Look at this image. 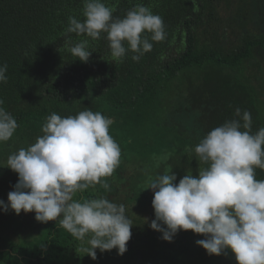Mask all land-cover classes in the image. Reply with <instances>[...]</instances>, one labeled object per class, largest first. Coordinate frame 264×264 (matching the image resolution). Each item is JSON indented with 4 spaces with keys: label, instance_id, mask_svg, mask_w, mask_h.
Instances as JSON below:
<instances>
[{
    "label": "trees",
    "instance_id": "16d2710c",
    "mask_svg": "<svg viewBox=\"0 0 264 264\" xmlns=\"http://www.w3.org/2000/svg\"><path fill=\"white\" fill-rule=\"evenodd\" d=\"M104 3L121 18L137 3L149 7L162 17L165 38L152 42V50L136 62L130 51L113 60L106 34L97 40L68 34L74 43L89 39L92 54L83 62L64 47L69 17L85 19L83 0H0V65L8 66L7 82L0 83V106L17 121L12 139L22 141L43 135L52 113L63 118L92 110L114 121L110 133L119 142L121 158L105 178L109 189L97 185L75 198L106 197L125 205L133 223L127 252L121 256L116 249H97L93 259L58 221H37L24 237L23 220L15 216L0 222V264H238L231 250L209 255L196 243L205 237L190 230H180L171 242L163 240L150 227L154 193L146 188L150 178L165 172L176 175V184L189 172L198 176L205 165H199L195 146L213 128L240 119L236 108L251 114L253 134L264 128V0ZM223 4L236 10L233 24L244 29L242 46L230 52L214 45L227 31ZM248 67L253 69L250 75ZM175 88L176 102L167 107V96ZM148 155L150 170L160 172L156 176L144 171ZM172 158L176 161L169 163ZM134 160L139 172L128 175L127 164ZM255 178L264 180V170L256 169ZM18 180V173L3 167L0 200L8 199Z\"/></svg>",
    "mask_w": 264,
    "mask_h": 264
},
{
    "label": "clouds",
    "instance_id": "9594fccd",
    "mask_svg": "<svg viewBox=\"0 0 264 264\" xmlns=\"http://www.w3.org/2000/svg\"><path fill=\"white\" fill-rule=\"evenodd\" d=\"M83 3L85 19L69 17L65 35L97 40L106 34L115 61L130 51L135 53L131 59L138 62L152 50V42L165 38L162 17L142 3L123 18L114 17L115 8L104 0ZM89 43V39L74 43L68 36L64 47L87 62L92 54ZM7 67L0 65V83L7 82ZM235 115L240 119L213 128L195 146L199 165H205L199 167L198 176L189 172L178 184L176 175L167 172L149 179L146 190L154 193L155 211L150 227L168 242L180 230H190L205 237L196 243L209 255L231 250L238 264H264V180L255 178L256 169L264 170V128L253 134L251 114L236 108ZM113 123L92 110L63 118L49 115L43 135L9 155L7 167L18 173L19 180L8 194V203L0 200V209L17 215L34 212L41 223L58 221L93 259L97 249L101 253L116 249L124 255L133 227L125 205L106 197L75 198L97 185L109 189L105 178L114 173L121 158V148L110 135ZM17 128L16 119L0 106V142L10 140Z\"/></svg>",
    "mask_w": 264,
    "mask_h": 264
},
{
    "label": "rangeland",
    "instance_id": "374dc122",
    "mask_svg": "<svg viewBox=\"0 0 264 264\" xmlns=\"http://www.w3.org/2000/svg\"><path fill=\"white\" fill-rule=\"evenodd\" d=\"M226 4H223L222 10L224 13V19H225V23L223 22V26L225 25V27H227V31L225 32V35L222 36L220 38L219 41L215 40L214 45H221L223 47V49L225 51H234L236 49H238L240 46H242V42H243V37H244V29L240 26H237L235 24H233L234 19H232V16L235 14L236 10H234L233 7L227 9L226 8ZM229 25H231V27H228ZM253 69L251 67H248L246 69V73H248L249 75L252 73ZM261 83L256 82V85L258 86V88L261 90L262 85H260ZM179 89L175 88L173 89L172 93H170L167 96V101H166V105L167 107H171L174 105V103L176 102V94L178 93ZM264 92V91H263ZM261 108L263 110V114H264V96L261 97ZM171 131L172 129H166V131ZM174 131V130H172ZM110 135L114 138V140L119 144V142L116 140V138L114 137V135H112L110 133ZM21 137H17V138H11L10 140H8L7 142H0V173L2 172L3 167L7 166V159L9 157V155L17 152L19 149L21 148H27L29 147L31 144L35 143V140L31 141L28 139H25L24 141H22L20 139ZM11 141V142H10ZM148 150V149H147ZM147 158V159H146ZM145 160L146 162L145 167H144V171H148L149 174H153L154 176H156L157 174H159V171H153V169L150 170V164H149V160H151V155L146 156ZM176 161V159H175ZM174 159L172 158L169 163L171 162H175ZM174 164V163H173ZM128 168V175H131L130 173H133L132 171H134V174H138L139 169H140V165L139 162L137 160L131 161L127 164ZM135 177L137 175H134ZM151 193H153L152 190H150ZM149 191V192H150ZM144 199V198H143ZM5 203H8V199L5 201ZM149 205V204H148ZM19 217L21 220H23V227L20 229V232L22 233V235L25 237L27 236V231L29 232L30 229V225L34 226V224L37 222V220L35 219V213H23L21 212L20 215H17L14 211L9 210L7 213H5L2 209V212L0 214V222H4L9 220L11 217Z\"/></svg>",
    "mask_w": 264,
    "mask_h": 264
}]
</instances>
